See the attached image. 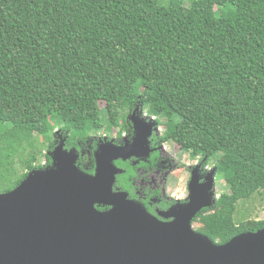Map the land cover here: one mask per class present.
<instances>
[{
    "label": "trees",
    "instance_id": "trees-1",
    "mask_svg": "<svg viewBox=\"0 0 264 264\" xmlns=\"http://www.w3.org/2000/svg\"><path fill=\"white\" fill-rule=\"evenodd\" d=\"M136 105L228 186L197 232L223 245L264 229L235 219L264 196V0H0V194L51 165L55 120L80 150ZM79 165L94 174L93 157Z\"/></svg>",
    "mask_w": 264,
    "mask_h": 264
},
{
    "label": "water",
    "instance_id": "water-1",
    "mask_svg": "<svg viewBox=\"0 0 264 264\" xmlns=\"http://www.w3.org/2000/svg\"><path fill=\"white\" fill-rule=\"evenodd\" d=\"M132 123V144L101 145L94 174L82 170L80 152L67 150L63 138L48 153L50 166L0 194V264H264V229L220 245L193 228L217 204V169L204 184L194 176L189 202L162 213L164 220L114 192L123 173L114 161L148 156L147 138L157 126L134 117Z\"/></svg>",
    "mask_w": 264,
    "mask_h": 264
},
{
    "label": "flooded vegetation",
    "instance_id": "flooded-vegetation-1",
    "mask_svg": "<svg viewBox=\"0 0 264 264\" xmlns=\"http://www.w3.org/2000/svg\"><path fill=\"white\" fill-rule=\"evenodd\" d=\"M125 115L126 119L120 122L121 124L116 128L118 131L115 134L104 135L103 137L90 140L88 150L85 151L83 150V145H86V143L82 144L78 141L77 146L80 148L78 151L84 155L82 158L86 157L90 159L93 157L95 160V152L105 143L112 142L117 147L132 144L136 136L132 123L133 117L143 121V125H150L156 122L157 126L151 128L147 138L150 149L148 156H133L126 160L119 159L114 161V165L123 171L122 174L116 177L114 192L127 193L129 200L142 205L154 217L164 220L161 215L162 213L169 211L175 206L186 205L189 202V186L193 177L196 176L199 183L204 184L209 181L211 174L217 167L215 164L212 166L213 168L210 167L213 160H209L207 157L204 158L201 155L194 157L176 143L170 140L165 141L166 127L162 119L151 115L143 107L136 105L125 112ZM69 137H64L62 134L61 136L58 135L55 142L58 144L64 138L67 144V138ZM71 149L77 148L73 147ZM71 149L67 148V150ZM184 155H188L189 160L191 159L195 163L193 165L188 162L186 163ZM179 165L180 167H178ZM183 174L187 176L185 188L183 185L185 192L181 193V197H178L171 191L172 180L173 177L176 181L180 180ZM216 177H218V170ZM178 191H181V189H178ZM99 210L106 211L109 208Z\"/></svg>",
    "mask_w": 264,
    "mask_h": 264
},
{
    "label": "rangeland",
    "instance_id": "rangeland-1",
    "mask_svg": "<svg viewBox=\"0 0 264 264\" xmlns=\"http://www.w3.org/2000/svg\"><path fill=\"white\" fill-rule=\"evenodd\" d=\"M197 0H157V2L159 3V5L164 6V7H168L173 3H181V5L185 8H189L192 6V4L194 2H196ZM101 108L104 109L106 107L105 103H101L100 104ZM146 111V110H145ZM53 125H55L58 129L54 130V137L55 140L57 138V136H61V132H60V128H62L63 126H65V124H62L61 122L55 120L53 123ZM103 125L106 127L108 125V123L106 122V120H104ZM118 131V129H115L114 131L110 132H106V128H104L103 131H97L92 133L93 135V139L94 138H100L103 137L104 135H112L115 134ZM74 136L75 134H71V136ZM76 142H78V138L74 139ZM40 143L42 144V151H43V155L40 156L39 161L42 163V165H44L46 163V159L44 157V154L49 153V150L45 147L47 146V141L46 142H42V140H40ZM57 143V142H56ZM90 144V141L86 143V145H83V150H88V146ZM39 148V147H38ZM41 148V147H40ZM39 148V149H40ZM27 153L25 155H27L28 153H31V149H29L28 151H26ZM84 155L82 153H80V160L82 159ZM183 157H185V161L186 163L188 162L189 164H194L195 161H191V159L189 160V156L188 155H184ZM19 161V160H18ZM80 163V161H79ZM215 164V162L213 161L211 163V168H213L212 166ZM180 167V165L178 166ZM19 172L22 174L26 173V171L18 166ZM83 171H85V169L82 168ZM186 179L187 176L185 174H183V176L180 178V180H177L173 177L172 180V189L171 191L172 193L175 194V196L181 197V193L185 192L183 189L185 188L186 185ZM216 187H215V199L216 201L218 200V198L224 194V193H229V189L228 186L225 182V180L218 176L216 177ZM180 184V186H179ZM184 185V188H183ZM178 189H181V191H178ZM217 205V204H216ZM216 205L213 208L209 209V212H214V209L216 207ZM238 212L235 216V219L237 221V223H240L242 221H248V220H255V221H261L264 220V196H255L252 200L245 202V203H240L238 206ZM204 215L202 214L201 216L198 217V221H196L195 223H193V228L195 231H199L201 227V224L199 223L202 219H203Z\"/></svg>",
    "mask_w": 264,
    "mask_h": 264
}]
</instances>
